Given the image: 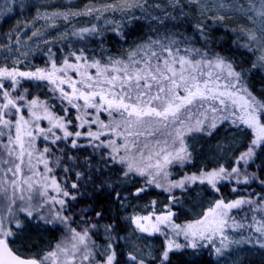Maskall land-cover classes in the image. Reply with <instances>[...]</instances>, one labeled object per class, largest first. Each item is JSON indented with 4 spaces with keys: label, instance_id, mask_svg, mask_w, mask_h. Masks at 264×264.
<instances>
[{
    "label": "snow or ice",
    "instance_id": "6c2138e0",
    "mask_svg": "<svg viewBox=\"0 0 264 264\" xmlns=\"http://www.w3.org/2000/svg\"><path fill=\"white\" fill-rule=\"evenodd\" d=\"M12 2L15 4V0ZM167 3L179 17L166 10L162 17L151 16L147 0H111L103 4L90 0L77 11L37 10L32 21L18 22L6 34L5 41L13 42L15 48L12 43L0 42V49L10 54L0 61V193H6L9 186L13 191L8 214L0 215V264H48L49 261L51 264H193L186 255L189 252L196 259L207 254L209 259L202 264H221V261L228 264L229 258L245 246L264 249V191H252L231 201L222 196L209 200L199 218L176 222L184 204L189 202L187 198L199 196L197 187L204 186L217 196L226 183L234 185L231 188L234 193L238 191L235 185L251 188L256 184L264 189L261 175L264 160L256 165L260 159L258 150L264 154V101L253 95L250 83L251 75L264 69V0H243V3L231 0L230 4L225 0H185L183 5L181 0H167ZM16 6L23 8L22 3ZM188 6L199 8L201 16H207L215 8V14L207 20L189 25L194 31L192 37L179 31L187 19L183 8ZM151 7L160 9L159 4ZM4 8L8 13L13 11L7 0ZM137 11L140 16L136 15ZM108 13H119L120 20L107 19ZM237 14L253 27L225 29L235 37L225 47V42L218 41L215 33L226 18ZM0 15L6 18L3 9ZM76 18L102 21L108 28H99L94 23L77 28L73 25ZM145 20L149 21L148 27L155 23L163 30L154 29L151 35L134 40L133 47L122 57H105L102 52L97 59L86 54V47L73 50L72 41L81 43L97 38L102 48L104 33L109 29L127 43L129 31ZM40 21L47 25L44 31L37 27ZM58 21L62 22L63 31ZM21 32L35 43V49L22 43ZM41 43L44 49L40 48ZM55 45L68 49L59 64L52 48ZM241 49L250 55L260 53L250 68L242 67L233 57L232 53ZM37 51L44 54L45 66L29 67L25 61ZM57 51L63 53V48ZM26 82L43 89L48 99L32 95L29 88L23 87ZM58 107L62 114L57 112ZM105 114L107 123L100 118ZM41 122H47L48 126L41 127ZM226 124L229 125L226 131L244 134L250 130L252 137L247 151L235 158L230 170L224 165L202 167L180 179H169L172 175L169 169L195 166L196 146L192 141L197 134L212 136ZM81 138L87 142L78 143ZM69 140L71 149H92L83 164L78 165L83 170L74 172L77 182L71 188L79 192V182L83 181L93 195L106 192L104 198H110V203L116 205V214L110 208L84 209L85 216L88 211L95 212V223L83 219L84 227L79 231L69 228V235L55 250L24 258L10 247L16 234L27 226L21 216L24 221L34 222L36 226L43 224L45 228L66 226L70 221V217L61 214L71 211L66 199L52 197L60 210L41 215L48 201L34 205L33 196L23 194L25 188L32 191L33 178L39 176L45 182L41 185L45 188L41 197L52 187L65 198H78L63 190L54 176L51 184L47 183L53 168L46 157L54 155L53 149L61 153L55 158L57 167L64 162L62 157L70 161L79 159L59 147L61 142ZM37 141L46 142V146L38 148ZM254 165L255 170L249 171ZM63 170L68 173L72 169ZM136 180L142 181L139 187L135 186ZM154 189L168 194V202L159 214L156 201L142 208L131 203ZM128 209H140L146 214L121 215ZM106 212L109 222L101 225L99 222L105 219ZM241 212L244 215L237 219L236 214ZM249 213L261 214L260 220L255 215L251 217L259 226L253 228L247 222ZM101 228L103 243H97L93 237L100 235ZM128 229L130 233L122 235ZM157 234L163 238L159 248L148 243L138 247L131 242L133 236L147 241ZM232 264L241 262L233 260Z\"/></svg>",
    "mask_w": 264,
    "mask_h": 264
},
{
    "label": "rangeland",
    "instance_id": "374dc122",
    "mask_svg": "<svg viewBox=\"0 0 264 264\" xmlns=\"http://www.w3.org/2000/svg\"><path fill=\"white\" fill-rule=\"evenodd\" d=\"M90 0H15V4H13L12 0H7V3L9 6L13 7V11L8 13L7 9L4 8V3L5 0H0V9H3L4 13H6V18L5 15H0V42H6L5 41V36L13 27L18 23V22H30L33 20V18L36 15L37 10L40 12H52V11H57V10H72V11H77L79 9H82L85 4L89 3ZM92 3L96 4H103L105 2H111V0H91ZM226 3H231V0H225ZM243 3V0H241ZM22 3L23 8L16 6L18 4ZM148 3V13H150L151 16L153 17H162L163 16V11L166 10L167 12H172L174 11L171 7H168L167 0H147ZM185 3V0H181V4L183 5ZM159 4L160 9H156L151 7L152 5ZM41 5H46L47 7H41ZM49 5H55L56 7H51ZM183 10L188 12L190 15H192V19L194 24L197 23L198 21H205L207 20L210 16L215 14V8H213L212 12H209L207 16H201L200 15V10L197 7L193 6H188L184 7ZM223 14V13H220ZM137 16H140L141 13L140 11L136 12ZM107 19L109 20H120V15L119 13L113 15L111 13L107 14ZM88 20H95L92 18H76L73 20V24H76L78 22H84ZM101 25L107 26L104 24L102 21H99ZM58 23L61 24L60 30L63 31V24L62 22L58 21ZM241 25L244 27H253L252 24H250L244 17L240 15H232L230 18H226L223 26V28H239ZM37 27L41 31H44L47 27V25L43 22L40 21L37 23ZM34 30V29H33ZM50 32H55V29H50ZM28 35H31V32H28ZM20 39L22 43L27 47L31 46L33 49H35V43L32 41L27 40V36L24 35L23 32L20 34ZM35 40V38H34ZM6 43H12L13 48H15V44L13 42H6ZM42 44V43H41ZM40 44V46H41ZM25 48H22L21 50L24 51L26 50ZM38 52V51H37ZM36 52V53H37ZM259 52L255 53V58L257 55H259ZM7 55H10L8 52H6L4 49H0V61L3 60V58ZM62 61V59L57 60V63L59 64ZM11 61H9L10 63ZM33 62V56H30L28 60L25 61V64H28L29 67L32 65ZM45 66V61L42 65H38L36 67H44ZM23 70V68H22ZM264 71V69H262ZM24 88H29L32 92V95H39L41 100H47L48 95L43 89H36L33 87V84L29 83H24L23 85ZM254 95V94H253ZM255 96V95H254ZM256 97V96H255ZM31 98V97H29ZM258 101H260L257 98ZM57 112L62 114L61 109L58 107ZM71 115H75V113H71ZM102 120L107 123V116L102 115L100 117ZM47 122H41V127H47ZM229 125H225L224 128H228ZM70 131H74V129H69ZM58 135L61 133H57ZM229 136L225 143L222 144L220 148V153L217 155L212 156V161L215 164L214 166L210 167L211 168H216L219 167L220 165H224L226 168L230 170L231 166L233 165V161L235 160L236 157L240 155L241 152L247 151L248 144L250 143L251 140V134L250 130L248 133H238L236 131H229ZM87 141L84 140L83 138L78 140V143L84 144ZM70 140L68 142H61L59 147L64 148L65 151L68 152L70 156H75L77 157V153L75 152V149H71L69 147ZM46 146V142L43 141H37V147L42 149L43 147ZM91 149V148H90ZM92 151V149H91ZM54 155L50 157H46L50 161L49 167L53 168V172L49 174V180L47 181L48 185L51 184V177L54 176L57 182L60 184V187L63 190L69 191L71 195H76L77 197L80 195L76 190L71 188V184L73 182H77V177L74 175V172L80 171L81 167H79V161H70L67 160L66 157H62V160L64 161L59 167L55 165V158L57 156H61V153L53 149ZM64 167H69L72 170L68 173L64 172ZM40 171L43 172V166H40ZM169 171L172 173V175L169 177V179H180L184 174H191L193 172H187L185 168L181 170L180 168H172L169 169ZM249 171H253L249 169ZM10 176V174H9ZM34 182V187L31 192L25 188L24 195L27 197L28 195L33 196V201L32 203L34 205H39V204H44V201L47 200L48 203L44 204V208L41 212V215H48L49 213H55L60 210V205L53 203L51 198L56 197L57 200L59 199H66L67 204L69 207L72 206L71 211H64L61 214L70 217L69 223L65 225H59V226H49L48 228H45L43 224H40L39 226H36L34 222L30 221H24V218L21 216L20 219L27 225L22 232H18L16 236L14 237V243H10V246L14 250H18V253L25 257H32L35 254H44L47 253L48 251H53L56 248V245L58 243H61L65 239L66 236L69 235L68 229L73 228L76 229L77 231L80 230L81 227H84V225L81 223L83 219H89L88 216H85L84 213L80 214L81 210L77 209L73 211L74 207L77 205H81L82 201L81 200H71L68 198L63 197L62 195H59L56 190L52 187H48L46 190V194L41 197L40 193L45 192V188L42 187L45 182L40 180V177H34L33 178ZM36 182H39L36 184ZM231 186V188L234 186L232 183H226ZM225 184V185H226ZM238 188V194L233 197V198H226L223 197L226 201H231L235 199H239L242 196L246 195L249 192L254 191L253 189H250L247 191V193L243 194L240 193L239 190L243 192V189L235 185ZM81 189V188H80ZM79 189V190H80ZM160 190V189H159ZM261 191H264V189H261ZM255 192H260V191H255ZM82 193V191H81ZM21 193L19 189L16 191V195L19 196ZM13 195L12 188L9 186L8 191L6 193H0V215H7L8 214V206L11 203L10 198ZM221 195L219 196H214L213 198H210L209 200L214 201L215 199L220 198ZM209 200L201 201L192 204L189 206L187 209H184L183 212H187V216L185 217H180L179 220H177V223H182L184 221L192 220L199 218V213L202 211V208H205L208 206L207 202ZM13 210L15 211L16 205H13ZM247 209H245V212ZM80 212V213H79ZM76 213L79 215L78 217H75ZM160 212H157L159 214ZM134 214H146V213H138L135 211V209H128L127 212H125L124 215H134ZM236 214V213H234ZM244 215V212H241L239 214H236L237 219L240 218V216ZM252 215L256 216L257 220L261 219V214L260 213H252ZM90 220V219H89ZM94 222V221H93ZM249 223V221H247ZM95 223V222H94ZM101 225H103L101 222H99ZM250 224V223H249ZM259 226L254 222L253 228ZM130 229L123 234V235H128L130 233ZM50 232H53L54 235L50 236ZM146 235V234H145ZM103 229L101 228L100 230V235L94 236L93 239L97 243H103ZM131 242L136 244L138 247H143L145 243L151 244L157 248L162 246L163 243V238L160 237L158 234L154 237H150L147 241L145 240H139L135 236L131 238ZM130 250V249H129ZM257 256L259 258H264V249H260L259 247L253 248L252 246H245L238 252L237 255H234L233 257L229 258L228 264H232L233 260H239L241 264H243V260L248 258V256ZM123 260V258H121ZM48 264H51V261L48 262ZM221 264H224V261H221Z\"/></svg>",
    "mask_w": 264,
    "mask_h": 264
},
{
    "label": "trees",
    "instance_id": "16d2710c",
    "mask_svg": "<svg viewBox=\"0 0 264 264\" xmlns=\"http://www.w3.org/2000/svg\"><path fill=\"white\" fill-rule=\"evenodd\" d=\"M187 14V19L184 20V27L180 28L179 31L187 37H192L194 36V31L192 27L189 25H194L192 15H190L188 12L183 10ZM171 15L175 16H180L179 13L172 11L170 12ZM181 19H183L181 17ZM90 23L96 24L99 28H108L107 26L101 25V23L98 20H88L84 22H78L76 24H73L75 27H83V26H88ZM149 21L145 20L142 25H138L136 29L129 31L127 40L128 42L125 43L123 40L119 39L115 33H113L110 29L109 31L104 33L105 39L103 41L102 48L99 46V40L98 38L93 40L90 39L87 42H81V43H76L75 41H72L74 44V49L76 48H81V47H86L87 52L86 54L89 56H95L97 59L101 57V53L103 52V55L105 57L107 56H113V57H122L126 55V53L133 47V41L137 40L143 36H148L152 34V31L154 29H160L163 30L162 27L158 24L153 23L151 27H148ZM167 23V21H166ZM225 29L221 27L216 33V37L219 40H222L225 42V47L228 46V44L231 43V41L235 38L231 33L226 32ZM171 30V29H170ZM196 47H200L199 44L196 45ZM41 49H44L45 46L41 44L40 46ZM53 52L56 53L57 60L63 59V55L67 53L68 49L64 48L63 45H55L52 46ZM58 48H63V53L60 51H57ZM243 53V55L241 54ZM233 57L236 59L238 63L241 64L242 67L244 68H250L251 63L255 60L254 55H250L246 52H244L243 49H241L240 52H233ZM45 61L44 54L41 52H37L35 56H33V62L32 65L34 64L35 66L42 65ZM264 71L262 69L255 71L251 77H250V83L252 85V91L253 94L258 98L260 101H264V91H261V87L264 86ZM33 87H35L33 85ZM231 136L229 134V131H226V128L222 127L219 128L212 136H207V135H200L197 134L192 143L195 144L196 146V152L194 153V167H185V170L187 172H196L199 168L206 167L210 168L214 166L215 164L212 161V156L217 155L220 153V148L225 141L230 138ZM202 149V151H201ZM77 153V157L79 158V165L83 164V160L86 156H88L91 153V149H86V150H75ZM258 155L260 156V159L256 160V165H259L262 160H264V154H261L260 150H258ZM256 165H254L251 170H255ZM83 168H81L80 171H82ZM262 178H264V174H261ZM80 190L78 193H85L84 196L79 195L77 200H81L82 204L73 206L74 209L73 211L80 209L81 213L83 214L84 212L82 210L84 209H95L96 211H100L102 208H110L112 210V214L115 215L117 208L115 204L110 203V198L105 199L104 197L107 195V193H101L100 195L96 196L92 194L91 188L87 187L83 181H80ZM142 181L136 180L135 186L139 187ZM243 189V192L239 190L240 193H247L248 190L253 189L254 191H260L261 188L258 187L256 184H253L251 188L247 187H241ZM119 191V189H117ZM196 192L199 193V196H189L187 200L189 202H186L184 204L183 210L187 209L189 206H191L194 203L209 200L210 198H213L214 196H217L215 193H212L210 191H206L204 186H200L196 188ZM221 196L226 197V198H233L235 197L238 192H232L231 191V186L226 184L225 186L221 187L220 193ZM167 193L159 190V189H154L147 194L143 195L140 199L138 200H133L131 203L134 205H140L141 208L149 204L151 201H156V210L157 212H160L161 209L164 208V205L168 202L167 201ZM91 196L92 198L89 199L88 197ZM200 197H203V200L200 199ZM72 208V206L70 207ZM183 210L180 213V217H185L187 216V212H183ZM138 213H144L141 212L140 209H135ZM125 212H121V215H124ZM85 215V214H84ZM79 215L76 213L75 217H78ZM88 218L93 222L95 221V212L94 211H88L87 213ZM108 213H105V219L101 220L100 222L102 224L108 223ZM188 217V216H187ZM252 213L248 214V221L250 224H254V221L252 220ZM127 232V231H126ZM126 232H123L125 234ZM53 236L54 233L50 232V236ZM20 254V253H18ZM190 259H192L193 264H202V262L207 261L209 259V256L205 254L202 256L200 259L193 258L191 255V252L186 254ZM243 264H264V258H259L257 256H248V258L243 260Z\"/></svg>",
    "mask_w": 264,
    "mask_h": 264
},
{
    "label": "water",
    "instance_id": "95a60500",
    "mask_svg": "<svg viewBox=\"0 0 264 264\" xmlns=\"http://www.w3.org/2000/svg\"><path fill=\"white\" fill-rule=\"evenodd\" d=\"M24 258H28V257H25V256H23Z\"/></svg>",
    "mask_w": 264,
    "mask_h": 264
},
{
    "label": "flooded vegetation",
    "instance_id": "af4514ba",
    "mask_svg": "<svg viewBox=\"0 0 264 264\" xmlns=\"http://www.w3.org/2000/svg\"><path fill=\"white\" fill-rule=\"evenodd\" d=\"M11 247V246H10ZM23 256V255H22Z\"/></svg>",
    "mask_w": 264,
    "mask_h": 264
}]
</instances>
